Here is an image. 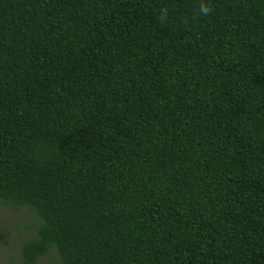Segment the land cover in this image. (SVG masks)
<instances>
[{
	"label": "trees",
	"instance_id": "trees-1",
	"mask_svg": "<svg viewBox=\"0 0 264 264\" xmlns=\"http://www.w3.org/2000/svg\"><path fill=\"white\" fill-rule=\"evenodd\" d=\"M207 2L0 0L15 264H264V0Z\"/></svg>",
	"mask_w": 264,
	"mask_h": 264
},
{
	"label": "rangeland",
	"instance_id": "rangeland-1",
	"mask_svg": "<svg viewBox=\"0 0 264 264\" xmlns=\"http://www.w3.org/2000/svg\"><path fill=\"white\" fill-rule=\"evenodd\" d=\"M38 225V218L27 208L14 211L0 206V264L19 262L21 244L36 237ZM57 258L52 251L37 264H48Z\"/></svg>",
	"mask_w": 264,
	"mask_h": 264
},
{
	"label": "clouds",
	"instance_id": "clouds-1",
	"mask_svg": "<svg viewBox=\"0 0 264 264\" xmlns=\"http://www.w3.org/2000/svg\"><path fill=\"white\" fill-rule=\"evenodd\" d=\"M213 9L210 6V4L207 2V0H200L199 6H198V14L200 16H208L212 13ZM167 13L168 9H162L161 15L159 17L160 21L163 23L167 20Z\"/></svg>",
	"mask_w": 264,
	"mask_h": 264
}]
</instances>
